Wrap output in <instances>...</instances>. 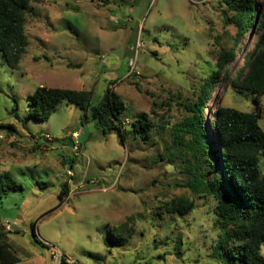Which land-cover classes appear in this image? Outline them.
Listing matches in <instances>:
<instances>
[{"label":"rangeland","instance_id":"rangeland-1","mask_svg":"<svg viewBox=\"0 0 264 264\" xmlns=\"http://www.w3.org/2000/svg\"><path fill=\"white\" fill-rule=\"evenodd\" d=\"M223 10L219 0L30 4L19 70L8 69L0 54V124L15 127L0 129V173L8 172L23 188L0 197V218L16 223L6 241L17 264H217L210 257L214 202L180 187V161L168 164L157 156L169 146L172 125L186 114L182 104L195 100L218 54L233 45L236 28L225 22ZM254 43L245 35L238 44L205 116L218 107L253 111V93L230 82ZM40 86L89 91L90 108L62 103L48 121H36L29 115V95ZM108 87L124 103L123 121L150 116L155 127L149 138L125 134L121 146L117 130L94 125L91 108ZM260 104L264 131V95ZM260 161L264 175V155ZM63 185L67 195L59 205ZM175 197L193 200V212L180 218L160 209L157 215L159 199ZM123 223L134 232L117 245ZM260 250L264 257V244Z\"/></svg>","mask_w":264,"mask_h":264},{"label":"trees","instance_id":"trees-1","mask_svg":"<svg viewBox=\"0 0 264 264\" xmlns=\"http://www.w3.org/2000/svg\"><path fill=\"white\" fill-rule=\"evenodd\" d=\"M36 1L0 0V54L10 70H19V62L28 43L24 23L30 4ZM219 2L225 6V22L236 28L233 45L218 54L214 70L201 80L194 94L195 100H186L182 104L186 114L172 125L169 146L157 157L168 164L180 161L185 174L180 187L186 188L194 197L214 202L213 229L216 236L211 259L217 264H264L260 252L264 244V175L260 161L264 155V131L258 124L262 116L260 97L264 95V0ZM230 12L233 14L229 15ZM245 35L255 39V43L245 53V63L235 71L230 86L253 93V111L246 113L218 107L212 111L211 118L210 115L205 116L215 85L220 77L225 76L227 66L234 60L236 48ZM90 97L91 93L85 90L40 86L29 95V115L36 121L46 122L62 103L87 112ZM177 97L182 96L177 93ZM124 109L122 100L108 87L98 105L91 108L90 120L102 130H117L121 146L124 145L125 134L142 140L149 138L155 127L150 116L142 113L128 123L122 119ZM16 110L15 105L12 113L19 121ZM151 113L154 114L153 110ZM124 125L129 126V131L124 132ZM159 128L163 129L162 126ZM0 129L15 131L12 124H0ZM210 135H213L211 142ZM22 189L8 172L0 173V197L9 191ZM66 195L67 186L63 185L58 193L59 205ZM160 209L181 218L190 215L195 204L187 198L159 199L157 215ZM2 222L0 218V264H17L19 258L6 241L8 233L4 231ZM35 224L31 225L33 235ZM127 227L126 223L118 227L117 245L127 243L132 237L134 230ZM34 240L38 243L36 238ZM107 242L109 246L111 239ZM180 244L181 240L177 238L176 245ZM176 256L180 258L179 252ZM144 264H150V260Z\"/></svg>","mask_w":264,"mask_h":264},{"label":"built area","instance_id":"built-area-1","mask_svg":"<svg viewBox=\"0 0 264 264\" xmlns=\"http://www.w3.org/2000/svg\"><path fill=\"white\" fill-rule=\"evenodd\" d=\"M48 138V136H46ZM73 141H74V145L75 147H77L79 144H78V140H77V135L74 134V138H73ZM2 225H3V229L6 233H10L12 231V228L16 226V223H9L7 220L3 221L2 222Z\"/></svg>","mask_w":264,"mask_h":264}]
</instances>
